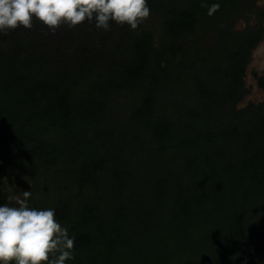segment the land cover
<instances>
[{
  "label": "trees",
  "instance_id": "1",
  "mask_svg": "<svg viewBox=\"0 0 264 264\" xmlns=\"http://www.w3.org/2000/svg\"><path fill=\"white\" fill-rule=\"evenodd\" d=\"M258 1L147 0L135 30L0 33V204L30 191L53 208L75 236L66 264H264V102L238 108ZM248 13L257 32L236 30Z\"/></svg>",
  "mask_w": 264,
  "mask_h": 264
},
{
  "label": "clouds",
  "instance_id": "2",
  "mask_svg": "<svg viewBox=\"0 0 264 264\" xmlns=\"http://www.w3.org/2000/svg\"><path fill=\"white\" fill-rule=\"evenodd\" d=\"M212 4L208 14L219 9ZM150 15L147 0H0V33L30 29L37 20L50 30L95 22L108 31L110 22L135 30ZM32 193L0 204V264H66L74 258L75 236L55 219L53 208L29 205Z\"/></svg>",
  "mask_w": 264,
  "mask_h": 264
},
{
  "label": "rangeland",
  "instance_id": "3",
  "mask_svg": "<svg viewBox=\"0 0 264 264\" xmlns=\"http://www.w3.org/2000/svg\"><path fill=\"white\" fill-rule=\"evenodd\" d=\"M256 7H260L264 9V0H259L256 4ZM256 17H257L256 13H248V16L245 18L240 17L235 25L236 30L242 31V32H247L246 30L257 32L259 29L257 26L258 22H257ZM262 27L264 29V19L262 21ZM211 39H212V36H210L206 40L204 46L210 44L212 42ZM262 78H264V30L262 33V37L260 38L259 42L257 43L255 48L251 52V61L249 65L246 67L245 79H244L245 88L247 89V94L244 96L242 102L238 105V108L244 107L248 102H253V103L264 102V90L260 88V83H259V79H262ZM188 97H189L188 95H185L181 100L182 101L188 100ZM131 99L133 101V98ZM168 101L164 102L167 110L171 111L172 113H174V115L179 117V114H178V111H179L178 105L180 102L179 96L176 97L174 95V97H172ZM125 110H126L125 105L117 106L115 110L116 111L115 114L118 116H122ZM131 139H133V137H131ZM131 141H132V147L134 148L139 147V145L133 143V140ZM134 148H132V150L135 153V155H140L141 152L139 150H135ZM246 241L253 249L261 250V244L258 241V239L248 238Z\"/></svg>",
  "mask_w": 264,
  "mask_h": 264
}]
</instances>
